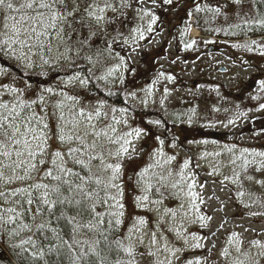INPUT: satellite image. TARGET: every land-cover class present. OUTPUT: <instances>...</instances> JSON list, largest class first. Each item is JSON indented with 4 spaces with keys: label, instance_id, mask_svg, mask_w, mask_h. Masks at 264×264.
I'll list each match as a JSON object with an SVG mask.
<instances>
[{
    "label": "rangeland",
    "instance_id": "obj_1",
    "mask_svg": "<svg viewBox=\"0 0 264 264\" xmlns=\"http://www.w3.org/2000/svg\"><path fill=\"white\" fill-rule=\"evenodd\" d=\"M196 3L220 6L222 14L214 17L211 13H195ZM144 7L159 17L153 31H145V39L135 45V51H131L127 45H113L114 52L125 57L127 67L121 68L107 80H101L99 77L106 76L108 69L119 63L118 57H109L95 67L88 64L92 70L90 77L96 79L98 85L112 89L124 84L132 102L130 110L124 113L120 111L122 108H112L116 110L113 113L105 106L102 111L108 116L96 122L97 129L114 124L112 117L115 116L117 120H127L126 124L121 122L114 125L118 129L116 135L136 128L144 133L135 141L139 156L125 161V214L122 223L111 230H120L125 244H133L135 256L130 258L122 254L117 259H134L135 264H158L159 261L167 264L169 260L171 264H233L238 254L235 245L228 243L232 233L240 234L244 250L251 248L250 242L253 240L264 241V216L251 215L252 212H264V187L257 182L264 181V168L260 167L264 158L253 155L264 153V109L260 107L264 104V90L260 87L261 81H264V40L252 39L254 31L250 29L249 22L254 13L251 5L243 0L239 5L232 3V0H173L171 5ZM149 19H137L135 23L146 27ZM3 23V10H0V32ZM189 26L191 31L186 33L185 28ZM194 32H197L196 37ZM235 35L247 38L243 40L245 43L224 39ZM193 40L196 43L192 47L185 46ZM249 40L253 42L248 47L246 42ZM58 56L59 53L53 51L49 57L53 60L52 64L29 68L26 62L0 52V86L24 88L33 80L35 84L26 89L25 99L37 98L38 87H51L57 93L63 91L69 96H76L77 107L89 111L98 107L99 104L89 100L94 93L88 84L83 86L78 81L68 84L69 77H64L46 85L37 76L71 63L63 58L56 63ZM34 59L40 63L38 58ZM11 67L12 73L19 76L16 80L9 78ZM222 69L226 71L221 72ZM28 75H32L31 79ZM0 94L6 99L11 98L7 88L0 87ZM45 96L49 113L58 101L64 99L47 93ZM155 121L160 123L156 124ZM49 123L55 130V117ZM161 140L164 141L163 145L160 144ZM51 143L53 148L61 147L56 141ZM160 148L166 154L165 158L176 157L163 168L154 169L165 176L167 187L161 189L164 192L163 202L151 203L159 198L153 189L148 207H137L135 197L141 192L133 182L134 174L153 163V153ZM245 149L248 151L244 152ZM233 159L235 164L231 162ZM245 159L252 162L246 171L243 168ZM185 161H190L187 169H183ZM182 169L185 176L183 181L179 175ZM169 171L172 172L170 177ZM234 174L240 175V183L231 182ZM249 175L254 178L252 181L246 179ZM189 177L195 179L198 185L195 191L203 199L200 214L210 216L211 220L201 222L195 210H190L191 200L187 195L191 183ZM173 183L177 184L176 188L171 187ZM20 186L19 182L7 186L0 182V191ZM241 190L253 194L252 200L247 195L242 198L251 207H244L240 203L241 198L237 193ZM256 197L260 198V202H254ZM166 210L175 212V217L170 213L166 215ZM140 218L147 221L144 226L139 225ZM134 226L139 231H133L129 241V230ZM13 227L8 225L7 230L0 229V246L3 252L9 254L14 244L30 235L21 233L13 237ZM153 233L155 244L152 242ZM193 235L203 237L198 241L202 247L193 246L197 242L192 239ZM185 239L188 240L187 244ZM165 246L168 251L164 250ZM224 248L231 253L227 259L221 254ZM175 249L180 251L172 256ZM257 251L251 248L253 255ZM150 252L156 255H149ZM240 258L243 259L242 256ZM261 264H264V259Z\"/></svg>",
    "mask_w": 264,
    "mask_h": 264
},
{
    "label": "snow or ice",
    "instance_id": "obj_2",
    "mask_svg": "<svg viewBox=\"0 0 264 264\" xmlns=\"http://www.w3.org/2000/svg\"><path fill=\"white\" fill-rule=\"evenodd\" d=\"M147 2L159 7L157 0ZM145 3L146 0H136V5L130 0H0L4 19L0 52L26 62L29 68L52 64L53 60L49 57L53 51L59 53L56 63L61 58L75 63V58H80L93 67L103 64L109 57H118L119 63L109 68L106 76L99 77L107 80L127 67L125 57L114 52L113 45H127L135 51V45L145 39V31L152 32L159 19L152 10L144 7ZM162 3L171 5L173 0H162ZM232 3L239 5L242 0H232ZM128 9L134 13L131 19ZM194 11L211 13L214 17L222 14L220 6L201 3L195 4ZM145 17L150 18L146 27L135 23ZM129 23L135 26L128 29L126 36L124 29ZM255 23L264 26V19ZM189 31L190 26L185 28L186 33ZM195 43L193 40L185 46L190 48ZM34 58H38L40 63ZM73 81L83 86L89 83L87 78L82 79L79 75L69 77L68 84ZM0 87L7 88L11 94V98L7 99L0 94V182L6 186L17 182L21 184L18 188L0 191V229L7 230L8 225H13V237L30 233L12 246L19 249L16 255L25 264H135L134 259L110 258L113 252H123L131 258L135 256V250L131 242L125 244L122 239L109 237L113 226H119L125 214V161L139 156L135 141L144 134L143 130L136 128L116 135L118 129L114 125L126 124L127 120H117L115 116L112 117L114 124L97 129L96 122L108 116L102 111L104 101L89 111L76 106V96H69L63 91L57 93L51 87L39 89L37 86L39 94L35 99L24 98L31 84H25L24 88ZM260 87L264 90V81H261ZM45 93L64 97L53 106L51 113L46 106ZM107 94L112 95L110 91ZM260 107L264 109V104ZM111 111L114 113L116 110ZM120 111L124 113L126 109ZM52 117L56 120L55 130L49 123ZM51 141H56L61 147L53 148ZM163 143L161 140L160 144ZM253 155L264 158V153ZM165 157L162 148L157 149L153 153V163L134 174L133 182L141 192L135 197L137 207H148L153 189L159 198L151 203L163 202L164 192L161 189L167 187L165 176L154 169L163 168L176 159L175 156ZM231 162L236 163L235 159ZM250 163L244 160L245 171ZM189 166L190 161H185L183 169ZM260 167L264 168V161ZM183 169L179 173L182 181L185 179ZM171 175L169 171L168 176ZM188 179L191 180L187 193L191 200L190 210H195L201 222L211 220L210 216L200 214L202 196L195 191L198 187L195 179ZM246 179L252 181L254 178L249 175ZM231 182L240 183V175L234 174ZM257 182L264 187V181ZM240 186L243 188L242 183ZM171 187L176 188L177 184L173 183ZM245 195L253 199L251 192L241 190L237 193L240 203L251 207L242 199ZM254 202H260V198L256 197ZM169 213L175 217V212L166 210L165 214ZM251 215L264 216V212H252ZM146 223L144 218L139 219L140 226ZM129 231L128 240L131 241V233L139 231V228L134 226ZM177 235L180 233L177 232ZM192 239L197 241L194 247L203 246L198 242L203 237L193 235ZM152 242L156 243L154 233ZM185 243H188L187 239ZM228 243L235 245L238 254L233 264H261L264 259V241L257 239L250 242L251 248L258 249L254 255L251 248L244 250L239 233H232ZM164 250L168 251L166 246ZM177 251L180 249L172 251V256ZM221 254L225 259L231 255L228 248H224ZM149 255L155 256L156 253L150 252ZM158 264L164 262L159 261Z\"/></svg>",
    "mask_w": 264,
    "mask_h": 264
},
{
    "label": "trees",
    "instance_id": "obj_3",
    "mask_svg": "<svg viewBox=\"0 0 264 264\" xmlns=\"http://www.w3.org/2000/svg\"><path fill=\"white\" fill-rule=\"evenodd\" d=\"M243 1L251 5L252 11L254 13L251 18L252 21L250 20L249 22L250 29L254 31L252 35L253 36L252 39L253 40L254 39L264 40V26H261L259 23H255V21L264 19V0H243ZM130 2L133 5H136V0H130ZM157 3L159 4V6H163L162 0H157ZM147 5L150 7H156L152 5L151 3H148L146 0V3L144 6H147ZM127 11L131 19L134 13L132 12L131 9H128ZM131 27H134V23H129L128 26L124 29L126 36L128 35V29ZM235 34H238V33H235ZM224 39L228 41L240 40L242 42L243 40L247 38H244L243 35H235V36H227ZM252 42L253 41H250V40L246 42L248 44L247 46L249 47V44L251 45ZM244 43L245 42L243 41V44ZM89 69L91 70V67L88 66L87 61L80 59V58H75V63L71 62L67 66L65 65V66L56 67L53 70H51V72H46L44 73V75L38 74L37 76H40L43 79V81L46 82V85H49V83L55 82L59 79H63L64 77H70L73 75H83L85 78L88 79L89 81L88 87L94 93L91 95V97H89V100L91 102H96V104H99L100 101H104L105 106L107 108H110V109L115 108L116 110L122 108V109L130 110L129 108L131 104V99L129 97L130 92L125 90L124 84H121L119 87L112 88V89L104 88L100 86V84L98 85V82L96 81V79H93L92 77H90L91 74L89 73ZM11 70H13L12 67L11 69H9V74H10L9 78L11 77L14 80L18 79L17 77L19 76H16L14 72L13 74ZM31 77L32 75H28V78L31 79ZM31 82L33 83V85L35 84V81L31 80ZM109 91L112 93V95L107 94ZM109 238L124 240L123 235L121 234V231L118 229L111 232V235ZM18 251L19 249H12L10 254L8 252L5 253L2 251V247L0 246V264H25V262H23L21 258L16 255V252ZM122 254L124 253L120 252L119 254H117L116 252H113L110 254V258L115 260Z\"/></svg>",
    "mask_w": 264,
    "mask_h": 264
},
{
    "label": "water",
    "instance_id": "obj_4",
    "mask_svg": "<svg viewBox=\"0 0 264 264\" xmlns=\"http://www.w3.org/2000/svg\"><path fill=\"white\" fill-rule=\"evenodd\" d=\"M210 51H212V49H211ZM225 71H226L225 69H222V70H221V72H225Z\"/></svg>",
    "mask_w": 264,
    "mask_h": 264
},
{
    "label": "bare ground",
    "instance_id": "obj_5",
    "mask_svg": "<svg viewBox=\"0 0 264 264\" xmlns=\"http://www.w3.org/2000/svg\"><path fill=\"white\" fill-rule=\"evenodd\" d=\"M196 34H197V32H194L195 37H196Z\"/></svg>",
    "mask_w": 264,
    "mask_h": 264
}]
</instances>
